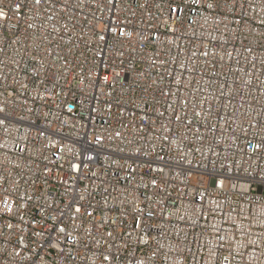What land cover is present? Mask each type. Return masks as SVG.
<instances>
[{
    "label": "built area",
    "instance_id": "obj_1",
    "mask_svg": "<svg viewBox=\"0 0 264 264\" xmlns=\"http://www.w3.org/2000/svg\"><path fill=\"white\" fill-rule=\"evenodd\" d=\"M0 264H264V0H0Z\"/></svg>",
    "mask_w": 264,
    "mask_h": 264
}]
</instances>
